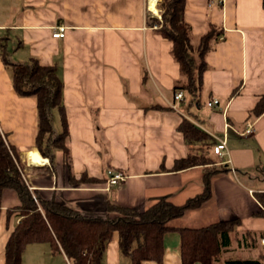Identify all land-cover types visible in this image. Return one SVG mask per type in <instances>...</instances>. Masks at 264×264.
Masks as SVG:
<instances>
[{
	"label": "crops",
	"instance_id": "0c3cea01",
	"mask_svg": "<svg viewBox=\"0 0 264 264\" xmlns=\"http://www.w3.org/2000/svg\"><path fill=\"white\" fill-rule=\"evenodd\" d=\"M157 2L150 0L149 8V0H0V44L5 50L10 47L8 61L35 59L55 68L69 173L72 179L84 175L95 182H70L58 149L52 164L42 156L43 163L29 161L37 156L35 101L13 92L9 69L1 61L0 132L18 153L29 189L80 213L100 215L106 203L141 209L150 197L167 194L173 203H181L200 191L199 166L169 170L187 151L176 129L184 116L208 134L207 150L228 168L210 178V197L186 215L200 213L205 223L197 226L237 219V238L225 254H238L240 248L255 256L264 250V242L258 241L264 240V216L253 196L264 190V110L253 116L250 109L264 90V0H184L181 20L193 45L211 27L219 33L204 57L200 105L186 108L185 98L170 107L179 72L169 54L170 42L150 27L154 18L146 5L159 14ZM57 26L63 27L58 39L51 37ZM211 100L217 104L207 107ZM245 121L253 122L250 134H241ZM51 127L55 133L60 129L56 108L51 110ZM222 136L225 149L219 159L210 146ZM107 168L123 173V180L106 187ZM16 203L14 191L3 189L0 264L4 242L18 220L15 212L6 216L4 210ZM184 215L171 222L196 227L180 223ZM250 236L257 242L251 244ZM178 243L177 232L166 231L160 263L141 264H180ZM20 264L69 262L62 252H51L46 242H33L24 246ZM100 264H129L118 249L115 231Z\"/></svg>",
	"mask_w": 264,
	"mask_h": 264
},
{
	"label": "trees",
	"instance_id": "16d2710c",
	"mask_svg": "<svg viewBox=\"0 0 264 264\" xmlns=\"http://www.w3.org/2000/svg\"><path fill=\"white\" fill-rule=\"evenodd\" d=\"M184 0H158L156 9L160 21L156 33L170 42L169 54L178 65L179 77L171 91L180 90L186 99L185 108L200 105L202 74L206 65L205 54L218 32L212 27L191 43L189 29L181 20ZM1 40V38H0ZM0 61L9 69L10 85L18 97H33L35 101V155L45 157L52 164L54 150H60L69 173L67 150L63 144L66 135L61 103V82L53 66H42L35 59L11 63L3 44H0ZM154 107V106H153ZM59 113L60 129L51 127V110ZM264 110V90L250 109L253 116ZM187 145L184 156L175 158L169 170L177 171L199 166L201 189L181 203H173L167 194L150 197L141 209L106 203L100 215L80 213L68 204L54 198H42L35 189H29L24 178L23 165L15 149L0 136V197L3 189H11L17 203L5 208V215L15 212L18 220L13 225L3 245L2 264H20V255L27 243L46 242L53 253L62 252L69 264H100L105 244L112 233H117L119 251L126 255L129 264L145 260L160 263L162 235L174 230L179 236L180 264H264V250L255 256L225 254L234 240L237 219L214 221L202 226L189 227L171 221L185 212L199 207L210 197V178L228 168L217 163L207 150L208 134L190 120L181 117L176 125ZM42 156V157H41ZM44 159V158H42ZM71 182H95L94 178L80 175ZM34 197V199L32 198ZM264 216V190L253 192ZM249 235V234H248ZM250 243L254 238L249 237Z\"/></svg>",
	"mask_w": 264,
	"mask_h": 264
},
{
	"label": "built area",
	"instance_id": "2783aa9c",
	"mask_svg": "<svg viewBox=\"0 0 264 264\" xmlns=\"http://www.w3.org/2000/svg\"><path fill=\"white\" fill-rule=\"evenodd\" d=\"M147 12L149 11L154 20L160 21V16L157 13H152L146 5ZM159 13V12H158ZM151 29L155 30L158 28V24L153 23L150 25ZM63 36V27L57 26L55 27L54 31L51 32L52 38H61ZM183 99V93L180 90L174 91L172 94V103L170 104L171 108H175L176 104ZM217 104L216 100H211L206 103L207 107H214ZM253 131V122L252 121H245L244 128L241 132V134H250ZM0 136L3 137V134L0 132ZM4 138V137H3ZM225 149V137L222 136L221 138H218L215 142H213L210 146L211 153L216 155L219 159H221L223 150ZM124 178V174L121 173L118 170H112L110 168H107L105 170V186L114 185L120 181H122ZM34 199V197L32 196ZM261 244H263L264 240L263 238H259L258 240Z\"/></svg>",
	"mask_w": 264,
	"mask_h": 264
},
{
	"label": "rangeland",
	"instance_id": "374dc122",
	"mask_svg": "<svg viewBox=\"0 0 264 264\" xmlns=\"http://www.w3.org/2000/svg\"><path fill=\"white\" fill-rule=\"evenodd\" d=\"M6 47H7L6 51L8 52L10 50V47H9V45H7ZM56 129H57V126L55 125V131H57ZM35 151L37 152V150H35ZM184 214L185 215L183 216V219L180 220V223H182L184 225L197 226V225H200L199 223H205V222H203V220H201L199 218L200 217V213H194L195 215H191L190 217L186 215V212ZM191 214H193V213H191ZM234 235H235L234 238L236 239L237 238V232H235ZM255 241H256V239H255ZM231 250H232V253H234V251L236 252L235 248H232ZM246 251H247L246 249H240L239 248L237 253L240 254V255H246L247 254Z\"/></svg>",
	"mask_w": 264,
	"mask_h": 264
},
{
	"label": "bare ground",
	"instance_id": "6f19581e",
	"mask_svg": "<svg viewBox=\"0 0 264 264\" xmlns=\"http://www.w3.org/2000/svg\"><path fill=\"white\" fill-rule=\"evenodd\" d=\"M148 7L150 8V0H149V5H148ZM151 10V9H150ZM28 161V160H27ZM30 162H32V163H34V164H39V163H43V162H45V160H42V159H40L38 156H32V157H30V160H29Z\"/></svg>",
	"mask_w": 264,
	"mask_h": 264
}]
</instances>
